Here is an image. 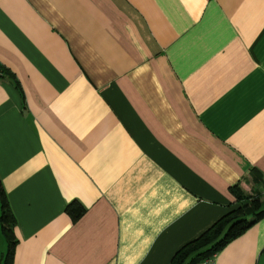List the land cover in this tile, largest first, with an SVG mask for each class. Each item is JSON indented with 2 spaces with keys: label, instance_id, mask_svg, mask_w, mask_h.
<instances>
[{
  "label": "crops",
  "instance_id": "obj_1",
  "mask_svg": "<svg viewBox=\"0 0 264 264\" xmlns=\"http://www.w3.org/2000/svg\"><path fill=\"white\" fill-rule=\"evenodd\" d=\"M0 65L14 264H171L264 195V0H0ZM213 264H264V219Z\"/></svg>",
  "mask_w": 264,
  "mask_h": 264
},
{
  "label": "trees",
  "instance_id": "obj_2",
  "mask_svg": "<svg viewBox=\"0 0 264 264\" xmlns=\"http://www.w3.org/2000/svg\"><path fill=\"white\" fill-rule=\"evenodd\" d=\"M5 69L0 65V80L4 78ZM20 89V84L15 80ZM255 185L263 188V177L256 170L251 171ZM240 207L215 223L211 229L198 240L183 247L173 258L171 264H198L215 257L228 243L243 235L257 223L264 219V195L257 192L248 195L239 186L232 190ZM66 213L77 222L86 213L85 207L79 201H73L66 208ZM0 226L1 232L7 240V252L0 260V264H14L15 249L18 240L15 236L17 221L12 212L8 195L0 178Z\"/></svg>",
  "mask_w": 264,
  "mask_h": 264
},
{
  "label": "built area",
  "instance_id": "obj_3",
  "mask_svg": "<svg viewBox=\"0 0 264 264\" xmlns=\"http://www.w3.org/2000/svg\"><path fill=\"white\" fill-rule=\"evenodd\" d=\"M213 261H214V257L213 258H210V259H207L205 261H202L198 264H213Z\"/></svg>",
  "mask_w": 264,
  "mask_h": 264
}]
</instances>
